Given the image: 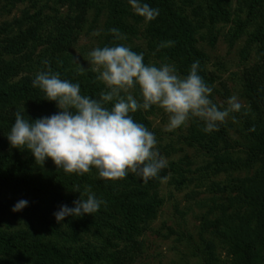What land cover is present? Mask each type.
<instances>
[{"label":"trees","instance_id":"1","mask_svg":"<svg viewBox=\"0 0 264 264\" xmlns=\"http://www.w3.org/2000/svg\"><path fill=\"white\" fill-rule=\"evenodd\" d=\"M232 1L143 0L159 9V16L145 23L128 10L123 0H108L111 13L101 47L131 44V38H138V26L143 24L147 49L129 46L143 53L145 64H174L184 76L192 63L199 61L198 73L212 87L213 75L207 71V57L198 47V36L204 28L213 34L217 25L233 21ZM48 2H59L70 12L79 13L63 17L38 14L28 23L14 20L0 25V264H134L142 251L141 239L164 204L159 195L160 180L143 182L138 175L129 174L123 180L107 181L99 178L95 169L83 175L65 173L51 160L44 164L34 161L30 152L13 148L7 140L17 111L36 120L58 110L54 102L44 100L38 87H32L38 72L50 69L62 80L79 83L81 93L91 98H98L105 90L96 79L98 73L79 65L70 53L78 42L87 10L95 7L94 0ZM239 3L248 9L249 19L241 21L239 14L244 10L236 11L232 42L242 36L248 23L260 19L252 39L264 51V0ZM112 28L126 39H116L109 32ZM169 40L175 42L174 46L156 50L157 45ZM215 42L213 37L211 44ZM246 76L248 107L230 114L218 131L205 133L203 122L190 120L189 145L212 159L204 172L217 176L244 166L252 170L249 176L226 185L224 191L230 193L227 200L214 204L219 214L214 219L204 218L202 264H264V65L251 68ZM132 94L140 100L138 90ZM210 98L216 103L212 95ZM216 104L221 109L227 107L225 102ZM155 111L156 106H152L131 115L152 131ZM239 144L247 151L245 159L233 155ZM181 172L177 163H170L160 176L168 178L174 173L182 177ZM172 179L179 184L175 177ZM75 187L81 194L90 188L104 204L92 216L68 217L57 223L53 213L61 205L73 207L80 198V193L73 192ZM20 200L28 204L14 213L12 208ZM203 235H209L210 240Z\"/></svg>","mask_w":264,"mask_h":264},{"label":"clouds","instance_id":"2","mask_svg":"<svg viewBox=\"0 0 264 264\" xmlns=\"http://www.w3.org/2000/svg\"><path fill=\"white\" fill-rule=\"evenodd\" d=\"M127 2L145 23L159 16V9L143 0ZM109 32L116 39H126L116 28ZM174 43L162 42L156 50L172 47ZM88 57L92 71L98 73L96 79L103 83L105 90L98 98H91L81 93L79 83L62 80L50 69L38 72L32 87H38L44 93V100L54 102L58 110L36 120L17 111L7 135L13 148L25 149L34 161L42 164L51 160L65 173L83 175L95 169L99 178L107 181L136 174L143 182L150 179L164 182L167 176H160V172L166 167V161L159 153L157 139L131 114L156 106L168 115L169 131L195 118L203 122L205 133H212L219 130L230 114L242 108L235 95L222 109L213 102L212 88L198 73L199 61L193 62L188 74L182 76L174 64H145L143 53H136L123 44L95 47ZM134 90H138L140 100L134 98ZM73 192L80 193L79 187ZM27 204L26 200H20L12 211L20 212ZM73 204V207L61 205L53 213L57 223L68 217L92 216L104 201L85 188Z\"/></svg>","mask_w":264,"mask_h":264},{"label":"rangeland","instance_id":"3","mask_svg":"<svg viewBox=\"0 0 264 264\" xmlns=\"http://www.w3.org/2000/svg\"><path fill=\"white\" fill-rule=\"evenodd\" d=\"M14 1L0 0V25L14 20L28 23L30 17L38 14L42 17H63L68 14L76 16L79 13V10L70 12L68 6H63L59 2ZM123 1L128 10L134 13L127 0ZM94 2L95 7L87 10L78 42L70 49L77 63L88 69L93 67L89 64L88 53L95 47H101L104 41L103 32L111 13L107 8L108 0ZM232 3L233 21L217 25L213 34L206 28L202 29L198 36V47L207 57V71L213 75L211 95L214 101L219 104L226 103L235 95L242 105L241 109H244L248 107L246 73L251 68L264 65V51H261V45L252 39L257 29L255 24L259 23L260 19H256L255 23H248L242 36L232 42L231 36L236 29V11L239 8L244 10L239 14L241 21L248 22L249 19L248 9L242 5L243 3H239V0H233ZM129 22L136 25L132 18ZM138 30V38H131L132 42L129 45L146 50L145 26L143 24L138 26ZM94 32H98L99 35H93ZM213 37L216 38L214 45L211 44ZM151 122V132L157 139L160 155L165 159L166 165L177 163L182 169V177L170 173L167 180L162 182L159 195L164 204L158 218L151 223L149 231L142 237V251L134 264H202L201 251L205 246L201 237V227L204 218L214 219L219 214L214 204L225 202L230 195L229 190L228 193L224 191V187L233 179L249 176L252 170L249 166H244L241 170H231L217 176L212 175L211 171L204 172L203 169L212 162V159L208 158L206 153L189 145L187 137L190 120L185 126L169 131L166 127L168 115L156 107ZM239 142L241 143L240 140ZM246 152L239 144L233 155L245 159ZM172 177H175L179 184H176ZM203 236L210 240L209 235ZM87 240L89 241L88 238ZM218 250L222 254V249ZM222 257H225L224 253Z\"/></svg>","mask_w":264,"mask_h":264}]
</instances>
